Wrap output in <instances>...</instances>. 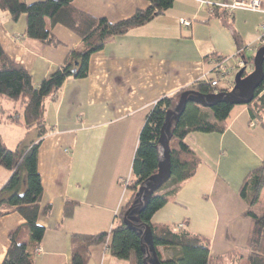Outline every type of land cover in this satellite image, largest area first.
I'll return each mask as SVG.
<instances>
[{
    "label": "crops",
    "instance_id": "obj_1",
    "mask_svg": "<svg viewBox=\"0 0 264 264\" xmlns=\"http://www.w3.org/2000/svg\"><path fill=\"white\" fill-rule=\"evenodd\" d=\"M206 1L175 0L165 14L108 40L91 56L86 78H69L46 100L48 131L43 137L37 127H19L22 137L16 147L41 141L38 170L44 194L38 222L46 231L39 246L30 248L31 264H71L76 235L112 230L130 192L122 180L130 184L134 180L132 164L139 135L159 99L213 76L217 57L235 55L245 47L246 56L257 52L247 47L256 43L264 13L214 10L212 5L234 0ZM73 4L95 18L118 22L146 9L150 2L74 0ZM181 19L190 20L191 26L181 25ZM26 26V15L15 22L7 11H0L2 47L38 85L64 63L70 50L81 48L82 40L57 24L53 32L61 44L46 45L24 37ZM232 81L234 77L228 83L221 81L219 87H231ZM6 107L13 106L7 103ZM249 121L246 104H237L223 133L188 136L200 159L198 169L153 215L152 223L183 225L208 237L212 256L238 250L247 257L251 218L239 189L248 172L264 162V128ZM10 175L7 168L0 169V189ZM68 202L74 203L71 216L64 213ZM47 205L52 206L50 214L44 213ZM25 222L17 211L1 217L0 264L10 236ZM159 250L164 259L173 256L172 249ZM86 264L130 263L112 256L104 246H94Z\"/></svg>",
    "mask_w": 264,
    "mask_h": 264
},
{
    "label": "trees",
    "instance_id": "obj_2",
    "mask_svg": "<svg viewBox=\"0 0 264 264\" xmlns=\"http://www.w3.org/2000/svg\"><path fill=\"white\" fill-rule=\"evenodd\" d=\"M148 1L150 5L146 9L137 10L130 18L110 22L76 8L74 0H41L32 3L0 0V11H7L13 21H18L23 15L27 16L24 35L26 38L58 46L61 42L55 36L53 27L61 24L82 40L81 48L70 50L64 63L38 85L34 84L29 71L11 59L0 43V124L6 119L21 123L26 129L37 127L39 137H43L48 131L45 118L46 100L56 95L69 78H86L89 75L91 56L102 50L108 40L127 34L133 28L165 14L175 2ZM212 8L219 10L223 7L212 5ZM244 57L247 75L254 70L255 55ZM221 58L223 57H217L216 61ZM262 67L264 71V59ZM213 73L215 74L207 79L199 80L188 88L159 99L149 111L133 159L134 181L126 186L132 194L131 197L116 215L110 232L75 236L77 239L71 264H86L94 246H104L112 256L127 260L130 264H145L148 243L143 241V235L146 226L151 229L153 247L160 264H264V207L259 205L264 190V162L248 172L239 189L240 196L249 205L246 215L251 218L247 257L238 250L212 256L208 237L193 233L183 225L152 223L153 215L198 169L200 159L188 144V136L193 133H223L226 129L225 123L234 105L223 101L212 107H205L194 100H188L181 116L172 119L169 126H164L168 113L176 108L185 91L210 95L233 89V83V87L226 88L211 86L209 81L218 77L214 69ZM224 81L228 83L229 79ZM7 103L23 108L22 120L18 114L10 112L13 107L7 108ZM246 106L250 113V124H259L264 128V76L255 90L254 98ZM163 131L169 139L171 176L155 190L146 206L138 203L129 212L138 198L140 187L150 182L165 158ZM40 142L32 145L20 143L17 148L9 149L0 133V165L11 171L10 177L0 189V219L12 211H17L26 220L10 236L11 243L2 264H31L30 248L39 246L46 231L38 222L44 194L42 177L38 170ZM167 187L169 190L166 192L160 191ZM73 205L72 202L65 205L66 216L72 215ZM51 211V205L44 209L45 214H50ZM22 233L25 239L22 238ZM160 247L172 249L173 256L164 259ZM245 258L247 262L242 263Z\"/></svg>",
    "mask_w": 264,
    "mask_h": 264
},
{
    "label": "water",
    "instance_id": "obj_3",
    "mask_svg": "<svg viewBox=\"0 0 264 264\" xmlns=\"http://www.w3.org/2000/svg\"><path fill=\"white\" fill-rule=\"evenodd\" d=\"M263 59H264V46L260 47L255 53L254 57V70L247 74L245 68L236 73L234 79V87L231 91H220L215 94L202 95L193 91H185L179 100L178 105L174 110H171L167 115V121L165 127L171 124L172 119L179 118L184 111L188 100H194L200 105L205 107H212L217 102H229L233 105L248 104L254 98L255 90L261 83L264 71H263ZM164 138L165 158L159 164L158 172L151 177L148 184L140 187L138 198L134 201V206L130 207L129 212L139 203L140 206H146L149 202V198L153 195L156 189L160 188L163 183L171 176L170 170V146L169 139L166 137L165 132H162ZM140 200V202H138ZM138 210L136 209V212ZM151 229L146 226V231L143 235V241L147 244L146 252L147 257L145 264H160L156 255V251L153 247Z\"/></svg>",
    "mask_w": 264,
    "mask_h": 264
},
{
    "label": "built area",
    "instance_id": "obj_4",
    "mask_svg": "<svg viewBox=\"0 0 264 264\" xmlns=\"http://www.w3.org/2000/svg\"><path fill=\"white\" fill-rule=\"evenodd\" d=\"M201 4L208 3L206 0H200ZM223 8L228 9L229 11H234L236 9L250 10L255 12H263L264 13V1L263 0H234L230 4H222L220 5ZM181 25L189 27L192 22L187 19H181ZM261 31L259 36L256 39V43L254 45H250L247 47L248 49L258 50L260 47L264 46V22L261 25ZM246 50L245 48L240 49L235 55L223 57L214 63V71L217 72L218 77L209 81L210 85L213 87H219L221 81L227 80L230 77H234L238 71L245 68L246 54L243 52ZM124 185H128L129 181L122 180ZM37 251H40V247L37 248Z\"/></svg>",
    "mask_w": 264,
    "mask_h": 264
},
{
    "label": "rangeland",
    "instance_id": "obj_5",
    "mask_svg": "<svg viewBox=\"0 0 264 264\" xmlns=\"http://www.w3.org/2000/svg\"><path fill=\"white\" fill-rule=\"evenodd\" d=\"M234 79H235V75H234ZM10 112L18 114L19 119L22 120V118H23V108L20 105L14 106ZM19 127L25 128L21 123H15V122L9 123V120H6V119H4V121H2V123L0 124V133H1L2 137H3V139H4V142H5L6 146L9 149L17 148L16 147V140H18V138L22 137V134L20 132L21 130H19L20 129ZM0 167H1L0 169H6L2 165ZM133 178H134V176H133ZM167 190H169V187H167L165 189H162L160 191L166 192ZM130 196H131L130 192H127L125 194L124 204H126L128 202ZM259 205L264 207V190H263V192L261 194ZM246 262H247V260L244 259L242 263H246Z\"/></svg>",
    "mask_w": 264,
    "mask_h": 264
}]
</instances>
